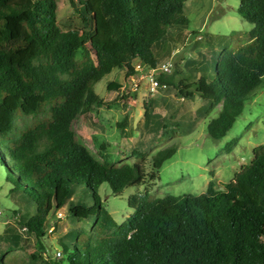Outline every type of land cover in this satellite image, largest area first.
<instances>
[{"label":"trees","instance_id":"obj_1","mask_svg":"<svg viewBox=\"0 0 264 264\" xmlns=\"http://www.w3.org/2000/svg\"><path fill=\"white\" fill-rule=\"evenodd\" d=\"M186 1L80 0L82 12L71 1L84 29L63 30L57 0H0V157L13 189L37 204L33 213L19 214L36 247L23 264H264V145L220 188L211 181L201 194L132 195L134 211L118 224L96 191L107 183L121 194L148 178L157 180L178 147L154 153L150 172L138 161L108 167L75 130L82 115L110 106L94 89L106 75L119 68L128 79L138 65H160L156 51L172 28L189 26ZM237 11L253 27L245 43L223 51L213 79L204 63L191 81L159 75L178 98L209 101L208 115L221 106L207 125L216 140L228 135L245 103L264 87V0H239ZM121 88L116 81L107 85L109 91ZM42 113L16 132L19 114ZM154 118L157 130L163 118ZM127 122L125 115L119 126ZM80 185L93 193L94 204L77 191ZM61 210L91 228H75L74 240L63 237L64 259H55L44 239ZM4 258L0 251V264H12Z\"/></svg>","mask_w":264,"mask_h":264},{"label":"rangeland","instance_id":"obj_2","mask_svg":"<svg viewBox=\"0 0 264 264\" xmlns=\"http://www.w3.org/2000/svg\"><path fill=\"white\" fill-rule=\"evenodd\" d=\"M71 1L75 2L78 11H83L80 0H57L58 24L63 30L84 29ZM238 6L239 0H187L185 12L190 19L189 26L172 28L170 37L155 50L161 56L160 62L170 61L172 75L190 81L198 77V67L204 63L202 66L208 69L210 80L213 79L223 51L236 49L245 43L253 27L239 15ZM111 81L118 82L122 88L107 90ZM94 89L101 98L110 101V106L95 108L82 115L75 124V130L80 142L108 167L138 161L150 172L154 153L172 144L178 147L175 155L160 169L157 180L148 178L143 184L128 187L121 194H115L107 183L96 191L98 202L107 208L118 224H122L134 211L129 206L132 195L148 193L151 199L201 194L211 181L220 188L221 183L230 182L243 165L251 163L256 147L264 145V87L245 103L243 113L228 135L220 140L208 134L207 125L218 116L221 106L208 115L209 101H203L199 96L193 100L178 98L172 86L152 92L144 71L126 79L125 71L116 68L97 82ZM123 93L128 102L123 99ZM146 108L149 117L144 116ZM125 115H128V122L121 128L119 123ZM154 115L163 118L158 119L157 123L162 121V124L157 130L153 129ZM43 116L46 114H19L15 119L16 132ZM8 173L0 157V251L7 262L23 264L29 261V255L36 247L35 236L21 226L19 214L28 209L33 213L37 204L22 200L27 197L23 198L22 191L13 189L14 184L7 180ZM77 191L88 204L95 203L93 193L86 191L83 185L78 186ZM61 211L63 216L55 213L51 226L53 231H48L44 239L47 253L55 259H64L60 244L63 237L74 240L78 233L75 228H91L90 224L77 222L67 210ZM9 247L14 248L11 250Z\"/></svg>","mask_w":264,"mask_h":264},{"label":"built area","instance_id":"obj_3","mask_svg":"<svg viewBox=\"0 0 264 264\" xmlns=\"http://www.w3.org/2000/svg\"><path fill=\"white\" fill-rule=\"evenodd\" d=\"M172 63L170 61L167 62H163L161 63L156 69H152V68H147V67H143L141 65H138L136 67V73H139L140 71H144L148 77V82L150 85V90L152 92L158 91L161 88H166L167 85H163L161 84V82L159 81V76H157V72L163 73V74H172ZM136 75V74H135ZM134 75V76H135ZM1 214V211H0ZM59 217L63 216L62 212H58ZM50 232L53 231V228L51 227L49 229ZM58 254L60 255L61 252H58Z\"/></svg>","mask_w":264,"mask_h":264}]
</instances>
